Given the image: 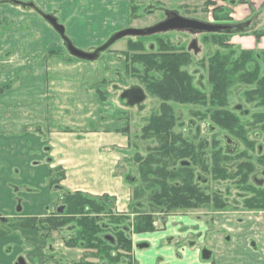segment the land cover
I'll return each mask as SVG.
<instances>
[{
  "label": "crops",
  "instance_id": "1",
  "mask_svg": "<svg viewBox=\"0 0 264 264\" xmlns=\"http://www.w3.org/2000/svg\"><path fill=\"white\" fill-rule=\"evenodd\" d=\"M7 1L9 0H0V21L8 25L7 27L0 26V90H4L0 94V218L42 219L49 217L55 211L59 197V194L50 188V172L59 168L65 172V180L61 182L63 189L94 197L109 196L115 198L117 200L116 211L127 213L132 194L131 186L124 182L122 173L125 171L118 169L121 159L118 153L124 152L122 150L128 143V138L122 134L128 122L118 117L121 114L120 110L115 109L113 104L104 106L99 97L89 98L88 102L84 103L86 106L90 105L85 115L79 112V117L77 114L70 115L67 116V120L66 118L62 120L61 108L65 106V103L61 101L59 96H64L67 91L66 86L53 84L56 86L54 89L52 84H48L44 73L53 64V67L65 69L64 59L55 57L52 58L53 60H48L49 68H47L46 64L42 66L40 63L44 51H34L31 47L34 44L38 46L41 44L43 47L50 42L51 30L45 23L37 22L38 18L31 11L15 7L8 4ZM21 1L30 2L31 0ZM209 1H212L216 7H223L224 12L221 15L224 16L228 13L227 19L229 21L246 23L244 24L245 27L250 28L245 29V32L264 28V0ZM66 4L68 5L67 1ZM128 4V0H90V7L87 10L82 9L81 12L85 14L84 23L89 25V28L94 29L95 36L91 35L94 40L85 41L87 43H83L87 45L85 47L77 46L81 49L88 48V45L91 47L94 43H99L96 41L97 37H104L102 43H99L103 44L113 32L126 26L130 12ZM109 7L113 9V24L110 26L100 24V20L109 14ZM60 8L64 13L63 15L68 13V9ZM70 11L73 13L70 18L72 21L81 18L75 14L76 9H70ZM43 12L48 13V10L44 9ZM10 20L18 25L24 22H35L33 28L38 26V32L42 36H39L38 41L35 42L32 34L27 35L24 32L13 30V28L9 29L11 23L9 24L8 21ZM62 23L64 22L62 21ZM64 24L68 31L67 24ZM71 37L76 41L73 35ZM58 38L56 36V40L52 41L59 44L60 38ZM231 43L242 51H264V38L258 42L253 36H235ZM38 52H40L39 57L36 54ZM113 56L120 57L118 54ZM123 63L122 65L125 66ZM114 64L113 61L106 63L112 70L115 68ZM86 69L88 71L93 70ZM29 70L32 73L42 74L43 78L38 79L35 83ZM112 70L109 71L107 68L105 70L102 67V74L99 76L101 79L94 77V81H90L85 86L86 90L93 84L92 82L102 81L104 74L108 75V78L113 77ZM18 78L20 79L17 86L9 89V86ZM57 87L62 91L56 90ZM54 97L60 100V104H52L51 98ZM52 106H56L58 109L52 110ZM61 121L70 123L74 130H77L76 132L86 130V137L76 139L78 133L68 135L62 127L52 132V125H60L59 122ZM114 133H121L119 135L122 138L117 144H115V135L108 137V134L113 135ZM68 139H72V142L77 143L75 147L84 149V151L67 154L61 147L66 145ZM119 145L116 156L110 148ZM104 149H107L105 155H103ZM71 172H86L92 177L90 181L82 182L80 175L77 181L75 176L70 175ZM115 173H119L121 178L116 180L114 178ZM250 214L242 213L241 216L217 214L216 225L221 229L229 230L233 240L230 244L221 238L215 241V264H263L261 262L262 256L259 254V246L249 234L253 232L251 227L255 226ZM176 216L170 217V222L160 229V231L165 232L166 241L170 245H173L175 239L179 238L180 228L185 225L190 226V231L193 230L197 234L196 237L204 243L207 228L200 220L190 217V213L185 214L182 218ZM239 220L242 222L240 223ZM244 225L245 227H243ZM30 232L34 234L30 230L25 231L24 234L16 230L12 237L0 240L6 241L0 243V252L6 248L9 250L8 252L15 255L11 262L1 260L0 264H16L18 255L15 252H18L20 248L27 247L28 243H32L30 239L32 236L29 237ZM149 234L133 236L134 250L138 247L144 251L150 247L148 244L139 243L138 240V237ZM23 235H26L27 238L21 239ZM190 235L188 233V236ZM252 243L255 246H252ZM191 248L194 247L191 246ZM47 251H49L47 253L51 259L52 254L57 255L58 253L62 255L73 253L74 256H77L75 252L78 250L66 249L63 245L59 249L56 247L54 250L48 248ZM42 252L44 255L46 254L45 250ZM198 253V256L201 257V251Z\"/></svg>",
  "mask_w": 264,
  "mask_h": 264
},
{
  "label": "trees",
  "instance_id": "2",
  "mask_svg": "<svg viewBox=\"0 0 264 264\" xmlns=\"http://www.w3.org/2000/svg\"><path fill=\"white\" fill-rule=\"evenodd\" d=\"M1 25L4 24L0 21ZM240 36H253L259 42L264 38V28ZM231 38L212 36L216 50L207 66L209 93L197 89L194 77L188 78L181 70L188 62L186 59L176 60L169 54L161 60L160 56L152 54L129 58L130 66L134 68L132 73L141 75L147 94L161 102L159 112L149 118L142 130L140 143L148 144L146 155L140 153V143L133 146V157L130 158L128 151L121 155L119 168L123 169L132 160L138 173L132 186L133 207L129 214L116 212L115 198L65 191L61 186L65 172L59 168L50 172L49 179L50 188L59 194L55 211L42 219H0V238H10L16 230L21 234L30 230L51 244L53 234L58 233L67 248L80 249L84 253L83 259L70 264H134L132 236L157 231L154 214L163 215L165 224V217L176 212L229 209L222 195L206 194L195 184L196 166L214 180L232 182L236 189L247 192L249 197L243 200L242 209L264 212V188L251 184L256 165L247 159L256 147L249 134L254 131L264 138V111L253 114L251 123L243 124L238 115L229 110L230 92L238 85L246 87L243 96L247 103L264 109V51L236 49L229 44ZM159 47L171 51L166 45L160 44ZM127 50V58L130 52H148L144 42L129 43ZM55 55L57 53H51L49 57ZM161 70L167 73V82L157 80ZM100 85L106 87L108 83ZM97 91L100 101L106 104L110 97L108 91ZM2 92L1 89L0 94ZM190 104L208 105L213 128L242 142L244 151L236 158L224 156L219 140L197 144L183 133L176 132L180 124L173 105ZM129 130L127 127L122 133L128 135ZM226 144L231 147L230 142ZM190 157L193 169L188 163ZM234 160L239 161L234 172L223 167V163ZM258 165L264 168V157L258 160ZM50 248L53 250L52 244ZM51 258L55 260L53 254Z\"/></svg>",
  "mask_w": 264,
  "mask_h": 264
},
{
  "label": "rangeland",
  "instance_id": "3",
  "mask_svg": "<svg viewBox=\"0 0 264 264\" xmlns=\"http://www.w3.org/2000/svg\"><path fill=\"white\" fill-rule=\"evenodd\" d=\"M18 1L23 2L21 0H18ZM66 1L68 2V5L67 4L65 5ZM204 1L205 0H154L153 2L152 0L150 1L149 0H143V1L142 0H128V3H129L128 6L130 9V7H132L131 4H133V6L135 7L134 11H135L136 17L149 16L147 12L149 11L148 9H150V12H153V16L151 15L149 18H147V20L144 23V25L145 24L148 25V24H153L156 21H158L159 18L162 16V12L165 8L178 9L179 12L183 14L182 9H185V8L181 7L182 4L189 5L191 16L195 17V15H197V17H199L202 20H208V15H207V12L205 11L206 8L204 6V3H205ZM7 2H10V0ZM30 2H33L36 8L40 9L41 11H43L44 9L48 10V13H47L48 15H52L54 17L60 18L61 22L63 21L64 23H66L67 28H69V30L67 31V35L71 40L73 39L71 35L75 37L76 41H74L73 39V42L76 45L85 47L87 46L85 45L87 44L85 43V41H90V39L94 40V37H93L95 36L93 32L94 29L92 27L89 28V25H86L84 23L85 14L84 12H81L82 9L85 8L87 10L88 7H90L89 6L90 0H31ZM23 3H28V2H23ZM60 7L68 9V13L63 15L64 13L62 12V9ZM19 8L26 10V11H31L32 14H34L38 18L37 22L40 21V22L45 23L51 30L50 42L46 43L43 47L41 44L40 46H38L37 44L36 45L34 44L35 47L31 45L34 51L36 50L44 51L42 55L43 58L40 60V63L42 64V66L46 64L47 68H49L48 67L49 61L53 60L52 58H55V57H62L64 59L65 66H66L65 69H61L59 67H53L54 66L53 64V66L52 67L50 66L47 72L44 73V76H46V80L49 82L48 84H52V85L53 84H56V85L64 84V86H66L67 91L64 94V96H59L61 98V101L65 103V106L61 108L62 116H63L62 120H64L65 118L67 120L68 119L67 116H70V115L77 114V117H79L80 116L79 112H82V114L85 115L88 112L90 105L88 104V106H86L84 103L88 102L89 98H98L99 97L98 91H97L98 89H100L103 92L108 91L110 97L107 103L103 105L105 106L107 104H113L115 109H118L121 111L120 116H118L119 118L127 117V119H129V123L127 124V127H129L130 129L129 134L128 135L124 134V135L127 138H130V141L127 143L124 150L125 152L128 151V146H130L129 147L130 151L128 153H129L130 158L133 157V155L135 154V149H132V148L133 146H135L136 143L137 144L140 143L142 130L147 125L148 120L151 117V115H153L152 112L153 111L155 112V109H157L159 105L158 102L151 99L150 97H147L146 100L142 104L136 105V106H130L129 104H127V101L125 99L120 98L122 91L129 87L131 88L141 87L143 89L145 88L144 87L145 85L144 83H142V80L139 77H137L136 74L132 73V71L131 72L129 71L128 74L126 73L124 75H114L113 77H110V78H108V75L104 74L103 75L104 78L102 81L99 80V82H92L93 84L89 86L88 90H86L87 88H85V86L90 81H92L94 77L98 78L102 74L101 72L102 67L106 70L105 68L107 67L106 63L113 61L115 62L114 64L115 67L117 69L120 68L119 70L123 71L124 66L122 65V63H123L124 57L122 54L128 51L127 50V40H121V41L116 42V45L112 47L111 51L107 52V54L102 55L100 60H98L95 63H89V61H82L79 59L76 60L70 57L66 53L63 42L61 40L58 42L59 44L52 41V40H56V36L58 38V35L57 33H55L52 27L46 23V21L37 11H34L33 9H24L22 7H19ZM70 9L71 10L76 9L77 12L75 14L81 17L80 19H76V20L80 21L82 19L79 23H77V21H72V19H70L71 15L73 14L70 11ZM112 11L113 9L109 7V14L107 16H104V19L100 20V24L103 23L109 26L113 24L114 14L112 13ZM129 15L131 16V12H129ZM8 22L9 24L11 23V25H9L8 27L9 29L13 28V30H17L18 32H24V34H27V35L32 34L35 42L38 41L39 36H42L41 33L38 32V29H37L38 26H35V28H33V25H35V22H24L21 25L15 24L11 20ZM142 23L143 22L141 20L136 21L134 23L135 24L134 26L137 28H142L144 26ZM6 24L7 23H4V25L2 26L7 27L8 25ZM197 39L199 42V47L202 49L203 52L200 56H198L197 59L193 60V63L190 66L189 72L191 74L193 73L196 74L194 78L195 79L194 84L197 85L200 81L201 83H203L201 86L205 87L204 89L205 92L209 93V89H208L209 84L207 81V66H201L199 59H201V56L205 57L206 59L209 56V54L211 55L212 53H214L216 49H214L215 47H213L212 45L211 38L206 39V40L204 39L203 41L201 40L203 39L201 37ZM103 40H104V37H99V38L97 37L96 39V41H99V43H102ZM144 41H145L146 48L148 50L152 48L153 51H156L157 43L155 42L156 41L155 37L145 38ZM99 43L97 44L94 43L91 47L90 45H88L89 47L84 50L90 51V50H94L97 48L94 53L99 54L101 52L106 51L107 48L112 46L113 42L110 41L107 44H99ZM229 44L232 45L231 40ZM100 47L105 48V50L102 51L101 50L102 48ZM207 47L208 49L206 50ZM48 49H51V50H48ZM52 49H55V50L53 51ZM60 49L61 51H59ZM84 50H81V51H84ZM87 51H84V52L87 53ZM255 52L261 53L260 51H255ZM51 53H57V55L49 57ZM94 53H88V54H94ZM36 54H38V57L40 56V52ZM116 54H118L120 57L116 58V56H113ZM104 64L106 65L105 67L103 66ZM262 67L264 69V66ZM86 68H90L93 70L88 71ZM29 72L34 78L35 83L38 81V79L43 78L42 74L32 73V71L30 70ZM20 78L14 81L9 86V89L11 87L17 86ZM105 78H108V79H105ZM110 81L115 82L117 86L116 87L110 86L108 83ZM102 83H108V86L103 87L100 85ZM54 87L56 86L53 85V88ZM59 89L60 88L58 87L56 88V90H59ZM60 90L62 91V89ZM245 90H246L245 86L238 85L236 88H234L230 92L229 110L235 113L236 115H238V117L241 119V122L243 124H249L251 123L252 115L257 112L264 111V109L262 110L260 108H257L256 104L247 103L246 98L243 96V92ZM51 102L52 104L55 103V105H58V103L60 104V100L57 99L56 97L51 98ZM173 107L175 108V112L179 120L178 124H180V126L177 127L176 132L184 133L185 137L186 136L189 137L190 141L195 142V143L199 142L200 136H195L194 138L193 136L195 132H199L201 133V137L207 143L210 144L213 142V140H219L220 141L219 146L221 147L225 146V143L222 138V133L220 131L216 130L217 133L214 135H211L209 132L211 121H210V118L208 117L209 112H210V108L208 107V105H206V107L205 106H190V105H186V106L173 105ZM57 109L58 107L52 106V110H57ZM59 124L60 125H55V124L52 125V132L53 130H56L57 128L59 129V127H62L64 132H66L68 135L70 134L74 135L78 133L76 139H80V138L84 139V137H86L87 135L86 130H81V131L76 132L77 130L75 131L74 127L66 121L64 122L61 121L59 122ZM254 133L255 132L252 131L249 134V138H252ZM119 134L117 133H114L113 135L108 134V137L115 135L116 136L115 144H117V142L122 138L121 135ZM226 142H230L231 145L233 144L236 146L235 147L232 145L233 147L231 149V153L233 155L237 153L239 147L241 148L240 149L241 151L244 150L245 145L242 142H237V140L234 139L233 136L227 135ZM260 144L264 145V141H260L258 145ZM147 145L148 144L141 142L140 145L138 146L140 147V150H141L140 153L142 155H146L145 150H146ZM75 146H77V143L72 142V139H68L66 145H64L61 148H63L67 154H74L75 152L80 153L84 151V149H80V148L78 149V147H75ZM119 147L120 145L118 147H112L110 148V150L113 151L117 156ZM106 150L107 149H104L103 155L107 153ZM118 155H120V158H121L122 153H118ZM235 161L237 160H234V161H231L225 164V167L229 168L231 172H234L236 170V165L234 163ZM118 169L121 170V168H119V165H118ZM122 170L125 171L124 173H122V175L124 176V182L126 185L131 184L130 183L132 182L130 181L131 179L138 178L137 166L134 164L132 160L129 162V166H126V168L124 167V169ZM70 175L75 176L77 181L81 175L82 182L90 181L92 177L89 173H86V172L84 173L71 172ZM119 175H120L119 173H115L114 178H116V180H118V178L120 179L121 177H119ZM197 175L202 178L201 184H204L206 181L205 184L209 186L208 193L210 194L219 193L220 195L223 196L224 199L227 198L226 201H228V205H229V209H227L228 212L237 213V216H241L239 214L240 212H247L244 209H242L241 206H242L243 199L246 197H249V194H244V192L239 191L238 189H236L234 185H232L231 182L216 181L213 179L212 176L205 175L199 171L197 172ZM65 191L72 192L69 189ZM234 207H238V208H234ZM213 211L214 210L212 208L200 209L199 211H197V213L198 215H202V216L207 215L208 213L213 215ZM210 214H208L207 217L200 218L201 221L210 222V220L212 219ZM250 215L252 216L251 218L253 219L255 226L251 227L253 232L249 234H251L252 235L251 237L254 238L253 240L257 242L259 246V251H260L259 254L262 256L261 262L264 264V212L253 213ZM184 216L185 215L183 214H178L176 217L182 218ZM194 217H196V215ZM173 219H175V217H173ZM170 220H171L170 218L167 219L165 224H162L160 220H156L157 221L156 222L157 231L153 232V234L150 233L149 235L138 237L139 243L148 244L150 245V247L144 251H142L141 249H138L137 247L133 251L132 259L134 261V264L135 263H139V264H198V263L203 264L204 263V264H207L209 261L204 258V254H202L201 257H199L198 252H200V250H202L204 247L207 248L206 247L207 245L210 248L211 240H212V238L210 237L211 234L210 236H208V234L205 235V239L203 243L198 239V237H196L197 234H195L193 230L190 231V226L185 225L184 227L182 226L180 228L181 233L178 235L179 238H176L173 245H170L168 241H166L165 232L160 231V229L165 227L166 223L170 222ZM248 221L250 220L248 219ZM207 227L210 229L208 224H207ZM243 227H245V225ZM213 230H214L213 233L216 236H220V235L227 236V235H224V233L221 230H217L216 227L213 228ZM188 233H190L192 236L191 235L188 236ZM30 236H32V238H30L32 240V243L31 242L28 243L27 247L25 246L23 248H20L18 252H15L18 255L17 257H19V260L26 261L29 264H54L52 263L54 262V260L49 259L50 255L47 253L49 252L47 250H48V246L51 244L53 248L56 247V249H59V247L63 246L61 236L58 233H54L52 236L51 244L47 243L44 240H41L40 235L37 233L33 234L30 232L29 237ZM26 238H27L26 235L21 236V239H26ZM215 239H213L212 242H214ZM3 241H0V243ZM193 243L195 244V247L192 249L191 246ZM43 250H45L46 252L45 255L42 252ZM8 251L9 250L5 248L2 250V252H0V261L2 260L8 263L12 261L15 255L14 253L8 252ZM75 253L77 254V256L76 255L74 256L73 253H72L73 256L72 254L63 256L62 254H59V253L54 256L56 257V260L60 259V262H62V264H69L70 262L79 260L80 257L84 256V253L82 251H76ZM214 260H215V253H213V258L211 262H214ZM124 264H128V263L124 262Z\"/></svg>",
  "mask_w": 264,
  "mask_h": 264
},
{
  "label": "flooded vegetation",
  "instance_id": "4",
  "mask_svg": "<svg viewBox=\"0 0 264 264\" xmlns=\"http://www.w3.org/2000/svg\"><path fill=\"white\" fill-rule=\"evenodd\" d=\"M152 1L154 2V0H152ZM220 1L226 2L228 0H220ZM204 2H205L204 3V6L206 8L205 11L207 12V15H208V20H202L199 17H197V15H195V17L191 16L190 15V7H189V5L182 4V6L181 5L180 6L182 8H185V9H182L183 14L181 12H179L178 9H174V8L167 9V8H165L163 10L162 16L159 18V20L156 21L153 24H148V25H146V24L144 25V23L147 20V18H149L151 15L153 16V12H150V9L147 8L149 10L147 12L149 16H147V17H143V16L136 17L135 16V11H134L135 10V7L133 6V4H131L132 7H130V9H129L130 12H131V16L129 15L128 24L126 26H124V27L116 30L115 32H113L110 35V37L108 38V41H106L103 44H107L108 42H110L113 39H115L118 35H120L123 32H126L128 30H136V31H143V30L146 31V30H148L150 32V35H147V36H137V35L132 36V35H127L125 37L119 38L117 41L113 42L112 43V46H110L106 51L99 53L98 54L99 57H98V59L95 62H97L98 60H100V58H101L102 55L107 54V52L111 51L112 47L115 46L116 45V42H118V41L127 40V46H128L129 43H140V42H144L145 43V41H144L145 38L155 37V40H156L155 42L157 43V49H156V51H153L152 48H150L149 50L147 49L148 52H145V53H141V52H130L128 58L125 56V52H124L122 54L123 57H124V59H123L124 63L123 64H125L123 71L119 70L120 68L117 69L116 67L113 70L109 66H107L106 68L109 71L112 70V74L113 75H124L126 73L128 74L129 71L131 72L134 69V68H132L130 66L131 65V62H130V59H129L133 55H136V56L137 55L138 56L139 55L143 56L145 54L158 55V56H160L159 57V60H161V59L164 58L165 55H168L169 54V55H174L176 60H185V59L188 60L187 64H185L184 66H182L181 70L188 76V78H190V76H192V77L195 78V75L196 74H194V73L191 74L189 72V69H190V66L193 63V60L194 59H197L198 56H200L202 54V52H203L202 49L199 47V42H198V39L197 38L201 37V38H203V39H201L203 41L204 39L206 40V39H209V38H211V40H213L212 39V36H215V35H217V36H232V38H231V41H232L233 37L240 36L241 33H251L249 31L245 32L246 30H248L250 28L249 27L247 29V26L245 27L244 24H246V23H234L233 21H229L227 19V17L229 16L228 13H227L228 16L227 15L222 16L221 14L224 12V8L223 7H216L215 4L212 1H209V0H207V1L205 0ZM29 3H31V2H29ZM36 11L37 12L39 11L40 13H44V12H42L38 8L36 9ZM44 14L45 15H48L47 13H44ZM50 16H52V15H50ZM52 17H54V16H52ZM54 18L57 20L59 28L61 27L60 30L62 31V29H63L64 36H62L60 34V32H58L56 29H54L51 24H49L47 22L46 23L52 27V29L55 31V33H57L58 37L63 42V45H64V48H65L66 53L70 57H72L73 59H76L68 51L67 41L66 40H68L69 42H71L76 48H78V49H81V48H79L68 37L66 25L61 22L60 18H57V17H54ZM140 20L143 22L142 24L144 26L142 28L135 27L134 26L135 25L134 23L136 21H140ZM203 23L204 24H210V25H216V26H233V27L243 26V31L240 29L239 31L232 32V33H202L198 29V26H202ZM160 44L166 45V46L170 47L171 48V51H165V50H163V47H159ZM100 48H102V47H100ZM96 49L90 50V51H87V50H84V49H81V50L87 51V53H94ZM207 49H208V47L206 48V50ZM239 50H241V49H239ZM94 54H96V53H94ZM59 55H61V54H59ZM211 56H212V54L211 55L209 54V56L206 59H205V57H202L201 56V59H199L200 60L199 61L200 62V65L201 66H208L209 65V59L211 58ZM204 59H205V61H204ZM190 61L192 62L191 65H190ZM166 74L167 73L164 70H161L160 71V74H158V76H157L158 77L157 80L159 82H164V81L167 82V78H166L167 75ZM140 76L141 75H139V76L137 75V77H139L141 79ZM207 77H208V74H207ZM113 81H110L108 83H109L110 86L116 87L117 84H115V82H113ZM207 81H208V79H207ZM194 82H195V79H194ZM202 84L203 83H201L199 81V83L197 85L196 84H194V85H195V87L197 89L201 90L202 92H205V90H204L205 87L204 86H201ZM144 87H145L144 89L141 88V87H132V88L129 87V88H127V89H125V90L122 91L120 98L125 99L127 101V104H129L130 106L140 105V104H142L146 100L147 97H150L147 94L146 86H144ZM208 89H210V86H209ZM150 98L153 99V100H155L159 104L158 107H157V109H155V112L154 111L152 112L153 115H154V114H156V113L159 112V109L161 107V102L158 99H154L152 97H150ZM165 103H168V102H165ZM181 106H186V105H181ZM190 106H201V105H191L190 104ZM153 115H151V116H153ZM122 119L129 123V119H127V117H124ZM190 123H192V122H190ZM209 129H210L209 132H210L211 135H214V134L217 133L216 132L217 129L213 128L212 125L209 127ZM195 136H200L199 142L197 144H203L204 145L206 143V141L201 137V133L195 132L193 138ZM226 136H227L226 134L222 133V138H223V141L225 143V146L222 147V149H223V155L224 156H230L232 158H236L238 156V154L240 152H242L240 150L241 148L239 147L237 153L233 155L231 153V149L235 145L232 144L233 146L231 145V147L227 146V144H226L227 143L226 142ZM191 139H192V137H191ZM251 139H253V141L256 142V147H255L254 151L251 150L250 156L247 157V159H250L251 162H253L256 165V171L251 176V184L253 186H255L256 188H261L262 189V188H264V168H262L261 166L258 165V160L264 157V145L263 144L258 145V143L260 141H264V138L260 134H257L255 132L253 134V137ZM129 149L130 148L128 146V152L130 151ZM244 149H245V147H244ZM128 155H129V153H128ZM237 161L234 162L235 165H236V167L239 164V162H237ZM242 161H244V160H242ZM188 163L190 164V169L191 168L193 169V166L191 167V165H192L191 157L189 158V162ZM225 164H227V163H223V167H225ZM126 166H129V163ZM126 166H125V168H126ZM198 171L201 172V173H203L201 171V167H197L196 166V171H195V176H196V178H195V184L198 185V187L200 189H202L206 194L211 195L210 193H208L209 192V186L207 184H205L206 181H205L204 184H201L202 183V180H201L202 178L197 175V172ZM205 175H208V174H205ZM130 181H132V182H130ZM130 181L129 182L131 183L130 186H131V193H132V186L135 184V178L134 179H131ZM214 194L220 195L219 193H214ZM244 194H248V193L247 192H244ZM58 199H59V197H58ZM226 199H224V200H225L226 203H228V201H226ZM132 200H133V193L131 194L130 205H129V209H128V212L127 213H118L117 211L116 212L118 214H121V215L129 214L130 211H131V209H132V207H133V201ZM56 208L57 207H55V209ZM234 208H238V207H234ZM203 209H208V208H203ZM199 210H190V211L176 212L174 214H171V215H168L167 217H165V220L169 219L172 216L178 215V214L185 215L187 213H190V217H192V216L194 217L196 215L195 219L200 220V222L206 226V228H207V234H208V236H210V234H211L210 237L212 238L210 248L207 245L206 246L207 248L204 247L202 250H200L201 251V255L204 254V258L209 261L208 263L215 264V260H214V262H211V260L213 258V253H215V248H214L215 241H217L219 238H221L222 240H224V242H226L227 244L228 243L230 244L232 242V240H233L229 230L221 229V228H219L216 225V223H215L216 216H217V214H220V213H223V214H231V215H237V213L228 212V211H226V212L225 211H213V215L210 214V213H208V214L211 215V218H212L210 220V222H208V221L203 222V221H201L200 218L207 217L208 214L207 215H203V216L202 215H198L197 211H199ZM242 213H251V214H253V213H262V212H240L239 214L241 215ZM154 216H155L156 220H160L162 222L163 215L154 214ZM157 217H159V218H157ZM0 219H2V218H0ZM239 222L241 223L242 221L239 220ZM162 224H164V223L162 222ZM207 224L210 227V229L207 227ZM156 225L157 224H155V226ZM215 227L217 228V230H221L224 233V235H227V236H223V235L216 236L213 233V231H214L213 228H215ZM133 236H132V240H133ZM0 239H5V238H0ZM213 239H215L214 242H212ZM41 240H43V239L41 238ZM62 243H63V241H62ZM63 245H64V243H63ZM251 245L252 246H255L254 243H252ZM192 246L195 247V244L193 243ZM48 248L51 249L50 248V245L48 246ZM65 248L66 249H71V248H67L66 246H65ZM54 249H55V247L53 248V250ZM72 250L82 251L80 249H72ZM133 251H134V245H133ZM81 259H83V256L80 257L79 260H75L73 262H79ZM73 262H70V263H73ZM52 263H54V264H62V262H60V259L59 260H56V257H55L54 262H52ZM16 264H29V263H27L26 261L19 260V257H18Z\"/></svg>",
  "mask_w": 264,
  "mask_h": 264
},
{
  "label": "water",
  "instance_id": "5",
  "mask_svg": "<svg viewBox=\"0 0 264 264\" xmlns=\"http://www.w3.org/2000/svg\"><path fill=\"white\" fill-rule=\"evenodd\" d=\"M10 4L17 6V7H22L24 9H34L36 11V6L33 3H23L20 2L18 0H10L9 2ZM39 12V11H38ZM40 13V12H39ZM43 17V19L51 24L53 26L54 29H56L58 32H60V34L62 36H64V31L62 29V31L60 30L59 26H58V22L57 20L50 16V15H44L42 13H40ZM198 29L200 30V32L202 33H232V32H237L240 29L243 31V26H237V27H233V26H216V25H210V24H202V26H198ZM127 35H132V36H147L150 35V32L148 30H143V31H136V30H128L126 32L121 33L120 35H118L115 39L112 40V42L117 41L119 38L125 37ZM67 41V48L68 51L70 52V54L72 56H74L77 59H81V60H85V61H96L99 57L98 54H87L82 52L81 50H77L73 44L71 42ZM102 51L105 50V48L101 49Z\"/></svg>",
  "mask_w": 264,
  "mask_h": 264
}]
</instances>
